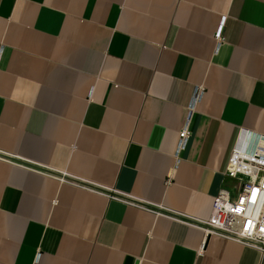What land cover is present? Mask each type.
Returning <instances> with one entry per match:
<instances>
[{
  "label": "crops",
  "instance_id": "0c3cea01",
  "mask_svg": "<svg viewBox=\"0 0 264 264\" xmlns=\"http://www.w3.org/2000/svg\"><path fill=\"white\" fill-rule=\"evenodd\" d=\"M239 131L264 0H0V264H262L200 226Z\"/></svg>",
  "mask_w": 264,
  "mask_h": 264
},
{
  "label": "built area",
  "instance_id": "2783aa9c",
  "mask_svg": "<svg viewBox=\"0 0 264 264\" xmlns=\"http://www.w3.org/2000/svg\"><path fill=\"white\" fill-rule=\"evenodd\" d=\"M216 48L220 30L215 33ZM203 89L195 86L189 104L193 110ZM189 130H180L174 156L186 146ZM178 160H176V163ZM224 176L231 180L214 196L209 217L200 225L206 234H216L257 249L264 264V136L255 135L235 142L230 150Z\"/></svg>",
  "mask_w": 264,
  "mask_h": 264
},
{
  "label": "bare ground",
  "instance_id": "6f19581e",
  "mask_svg": "<svg viewBox=\"0 0 264 264\" xmlns=\"http://www.w3.org/2000/svg\"><path fill=\"white\" fill-rule=\"evenodd\" d=\"M188 127V126H187ZM252 136H255V135H252L250 132H246V131H239L236 135V138L234 140V143L235 142H241L242 140L244 139H247V138H250ZM178 156V155H177ZM126 202V201H125Z\"/></svg>",
  "mask_w": 264,
  "mask_h": 264
},
{
  "label": "water",
  "instance_id": "95a60500",
  "mask_svg": "<svg viewBox=\"0 0 264 264\" xmlns=\"http://www.w3.org/2000/svg\"><path fill=\"white\" fill-rule=\"evenodd\" d=\"M207 235H208V234H207ZM135 264H137V262H136Z\"/></svg>",
  "mask_w": 264,
  "mask_h": 264
}]
</instances>
